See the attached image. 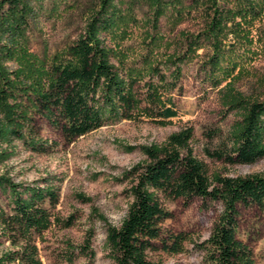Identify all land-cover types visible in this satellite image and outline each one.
I'll use <instances>...</instances> for the list:
<instances>
[{"label": "trees", "instance_id": "1", "mask_svg": "<svg viewBox=\"0 0 264 264\" xmlns=\"http://www.w3.org/2000/svg\"><path fill=\"white\" fill-rule=\"evenodd\" d=\"M42 1L0 0V165L16 153L17 141L33 151H47L38 117L68 141L123 120L169 124L178 116L172 90L182 74L181 63L204 44L212 49L205 68L207 79L219 87L224 108L239 116L228 139L206 153L233 164H254L264 157V99L248 98L233 80L221 87L222 77L232 76L236 66L227 53L226 35L244 33L263 13L264 0H98L83 32L49 59L34 55L22 44L35 4ZM139 5L146 8L145 32L152 44L157 42L153 32L169 10L180 19L197 13L204 20L196 35L181 31L187 49L164 60L169 68L174 66L170 75L162 73L158 64L128 66L125 56L106 41L105 35L112 38L138 21L135 9ZM13 59L19 60L16 70L6 66ZM147 75L151 78L145 81ZM193 138V127L184 126L162 144L140 146L145 159L125 174L133 177L128 211L120 226L107 223L106 246L112 264H161L152 261L151 252H185L193 241L190 235L164 226L173 216L167 202L179 198L222 203L212 233L202 244L203 264H257L253 249L238 235V217L241 205L264 207V170L246 176L210 174L208 164L194 152ZM124 149L133 151L136 146L124 145ZM61 182L62 178L52 175L15 181L0 172V191L8 200L6 206L0 203V264H43L38 241L63 221L55 212ZM78 197L92 200L80 193ZM73 222L72 215L64 227ZM89 249L90 238L82 245L68 242L67 261L73 264L77 250Z\"/></svg>", "mask_w": 264, "mask_h": 264}, {"label": "rangeland", "instance_id": "2", "mask_svg": "<svg viewBox=\"0 0 264 264\" xmlns=\"http://www.w3.org/2000/svg\"><path fill=\"white\" fill-rule=\"evenodd\" d=\"M97 3L98 0H43L35 4V13L25 26L23 47L40 58H52L83 32L88 15ZM135 16L138 21L131 22L112 38L105 35L108 45L125 56L128 66L158 64L167 75L174 66L169 68L164 62L166 57L182 54L187 49L181 31L196 35L204 26L203 18L197 13L180 19L169 10L161 18L157 31H152L157 36V42L152 44L145 32L146 8L136 7ZM225 40L230 61L236 66L232 76L222 77L221 87L233 80L248 98L264 99V11L249 23L244 33L237 36L230 33ZM211 55L212 49L204 44L181 63L182 74L172 90L178 116L169 124L161 125L149 119L123 120L68 141L59 130L38 117L41 136L49 144L47 151L37 152L21 141L15 143L16 153L5 165H0V172H7L15 181L23 182L46 175L62 178L55 212L63 221L54 224L45 232L44 239L38 241L43 264H70L68 242L82 245L87 238H90V249L77 250L73 264H112L106 246L107 223L120 226L128 211L131 201L128 188L133 177L126 176V171L145 159L140 146L162 144L184 126L193 127L191 145L195 154L208 164L210 174L246 176L264 170V157L254 164H233L206 153V149L214 150L228 139L232 125L239 118L235 111L228 112L224 108L219 87L207 79L205 68ZM113 61L119 65L116 57ZM6 66L16 70L19 60H10ZM150 78L147 75L145 81ZM145 81L140 83L141 90ZM124 145H133L136 149L127 151ZM79 193L92 200L80 199ZM0 203L8 204L1 191ZM166 205L173 216L164 223L165 228L176 233L186 232L193 241L187 243L185 252L170 254L161 249L151 252L150 258L161 264H203L202 244L212 233L223 209L222 203L201 198L187 202L179 198ZM72 215L73 224L64 227V222ZM238 218L239 237L253 249L257 264H264V207L241 205Z\"/></svg>", "mask_w": 264, "mask_h": 264}]
</instances>
